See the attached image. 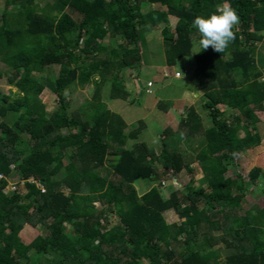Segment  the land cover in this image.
<instances>
[{
    "label": "trees",
    "instance_id": "1",
    "mask_svg": "<svg viewBox=\"0 0 264 264\" xmlns=\"http://www.w3.org/2000/svg\"><path fill=\"white\" fill-rule=\"evenodd\" d=\"M142 3L160 9L142 13ZM225 3L239 17L234 39L221 53L198 47L189 78L190 87L204 97L201 108L209 126L203 127L190 106L175 129L160 134L158 153L144 143L128 149L144 123L126 133L127 124L106 109L100 91L108 83L111 100L128 99L118 74L140 66L139 27L158 31L163 24L164 64L173 67L198 45L193 18ZM3 4L0 64L8 67L7 84L15 92L0 91V174L8 178L14 172L26 192L6 193L7 180H0V264L47 256V264H264V207H243L249 186L264 194V169L256 164L247 181L241 171L227 176L238 168L236 158L264 138L255 113L264 109V54L256 55L257 45L264 46V0ZM106 37L122 43L108 49L102 45ZM53 66L59 67L57 75ZM91 83L92 100L68 111L63 91ZM46 90L57 101L50 113L40 98ZM218 106L232 110V116L227 119ZM24 147L30 151L23 156ZM193 163L203 175L198 187L191 180L166 199L159 187L141 196L134 188L140 179L192 174ZM169 210L179 223H166L163 214ZM25 226L42 234L25 244L19 237ZM224 250L220 261L217 255Z\"/></svg>",
    "mask_w": 264,
    "mask_h": 264
},
{
    "label": "rangeland",
    "instance_id": "2",
    "mask_svg": "<svg viewBox=\"0 0 264 264\" xmlns=\"http://www.w3.org/2000/svg\"><path fill=\"white\" fill-rule=\"evenodd\" d=\"M54 0H36V3L39 8H43L46 4H52ZM4 0H0V25L2 24V13L4 11ZM132 4L135 3V0H130ZM223 6V5H222ZM221 7V6H220ZM142 13H145L149 10L160 9L157 5H150L146 3H142L141 5ZM9 10L14 11V7H10ZM73 17L77 16L73 14ZM170 29H173L175 24V19L170 18ZM163 27V24L159 25L158 31L153 29H148L147 27H139L138 30L142 32V41L139 45V50L141 53V61L140 66L137 69H128L125 68L119 71L118 78L121 83L125 87V91L128 93V99L125 100H111L110 95V87L109 84L103 85L100 96L101 102L105 105L106 109L109 111L116 113L121 116V118L127 124L126 133L130 131L132 128H135L140 122L144 123L143 129L140 132L136 141H129L127 144V148L131 149L135 144L144 143L150 149L155 150L157 153L161 147L160 142V134L163 133L165 129L173 130L175 129L182 117V114H186V108L189 105L188 100L184 94V89H190L189 78L191 76V71L195 68L194 55L198 51V45L192 48V55L190 58H185L179 60L175 66L162 68L164 54L162 48V39L160 36V29ZM122 41L119 38L110 39L105 38L102 41V45L106 48H117L118 44H121ZM256 55L264 54V46L262 44L257 45ZM54 70V74L57 75L59 71L58 66L52 67ZM162 68V69H161ZM164 69V70H163ZM0 71L3 73L2 78L0 79V91L4 94L12 95L15 92V89L7 84V73L9 72L8 67L4 64H0ZM264 74V69L262 70ZM179 73V77L181 80H176L175 74ZM152 81L153 87L149 88L148 93L146 90V84ZM187 87H184L182 91L179 89V86L182 84ZM139 84L142 87L143 93L140 94ZM93 85L92 83L85 86L84 88L73 86L70 89H65L63 91V96L69 102V110L73 111L80 107V105L84 103H89L92 100L93 95ZM189 91V90H188ZM198 97H190L191 104L195 108L198 115L204 121L203 127L206 128L209 126V120L207 118V113L201 108L204 97L202 93L198 92ZM192 96V95H191ZM42 102L46 106V111L48 113L52 112L54 108L57 106L56 96L49 92L48 90L44 91L40 96ZM190 106H188L189 108ZM187 108V109H188ZM221 112L226 114V118L232 116V110L225 109L222 106H218ZM186 110V111H185ZM256 115L260 120V131L264 134V109L256 110ZM64 133H66L64 131ZM240 135H242L240 133ZM25 141L30 143V141L25 137ZM200 140V139H199ZM202 140V139H201ZM203 142V140H202ZM196 143H193L192 147H195ZM200 145V144H199ZM28 147H24L21 149V154L24 156L29 153ZM238 168L230 169L227 172V176H232L235 171H241L242 175H244V179L247 181V173L249 170L254 167L256 164L261 165L264 169V138L262 139L259 146L254 149L245 151L241 153L236 158ZM64 162H67V158H64ZM193 169L192 174H188L185 171L174 175L173 173H167L166 177L162 180H157L153 182H149L147 180H137L134 184V188L139 196L143 195L147 190L151 187H159L161 194L164 199L168 198L169 193L174 190L180 191L188 184L189 181H194L193 187H198L203 182V175L196 163L191 165ZM158 170L161 171V167L158 166ZM11 181H7L10 183H16V190L20 193V195L25 194L24 183L19 180V178L11 173ZM6 193H12L8 188L5 189ZM237 194L234 196V201H237ZM243 207L244 209H248L253 205H257L259 207H264V194L261 192V187L249 186L247 194L243 199ZM97 209H100V205L98 203L95 204ZM166 223H179L181 220L173 213V211H167L163 214ZM110 226H114L117 224V219L114 215L109 217ZM42 230L38 227L32 228L30 226H25L23 230L20 232L19 237L23 243L29 244L31 239L34 236L42 234ZM226 255L225 250L221 251L219 255H217V259L220 261L224 260ZM45 259L51 260L50 256L42 258L35 262V260H30L28 262H24L23 264H47ZM140 264H147L145 261H142Z\"/></svg>",
    "mask_w": 264,
    "mask_h": 264
},
{
    "label": "clouds",
    "instance_id": "3",
    "mask_svg": "<svg viewBox=\"0 0 264 264\" xmlns=\"http://www.w3.org/2000/svg\"><path fill=\"white\" fill-rule=\"evenodd\" d=\"M238 23L236 10L227 3L206 15L195 16L192 27L200 35L198 47L205 50L211 46L213 51L223 52L234 39L233 29Z\"/></svg>",
    "mask_w": 264,
    "mask_h": 264
},
{
    "label": "crops",
    "instance_id": "4",
    "mask_svg": "<svg viewBox=\"0 0 264 264\" xmlns=\"http://www.w3.org/2000/svg\"><path fill=\"white\" fill-rule=\"evenodd\" d=\"M162 64H163V66H162V68H165V64H164V60H163V62H162ZM195 65V64H194ZM161 68V69H162ZM164 70V69H163ZM192 72V71H191ZM192 74V73H191ZM181 78V77H180ZM180 78H175L176 80H181ZM150 82H152V81H150ZM182 84V83H181ZM187 84H185V86L182 84L181 86H179V89L182 91V89H184V87H187L186 86ZM184 86V87H183ZM152 87H153V83H152ZM188 87H190V86H188ZM139 89H140V94L141 93H143V90H142V87L140 86V84H139ZM189 90V91H188ZM146 92L147 91H149V89H147V87H146V90H145ZM148 93V92H147ZM186 93V94H185ZM197 93L198 92H196V91H194L191 87H190V89H184V94L185 95H188V96H186L187 98H189L188 100H186V101H184V102H187L189 105L188 106H192L193 107V104H191L192 102H191V100H190V97H198L199 95H197ZM192 95V96H191ZM187 106V107H188ZM195 107V106H194ZM196 108V107H195ZM202 123H204V121H202ZM204 125V124H203ZM169 211H171V210H169ZM167 212V211H166Z\"/></svg>",
    "mask_w": 264,
    "mask_h": 264
},
{
    "label": "built area",
    "instance_id": "5",
    "mask_svg": "<svg viewBox=\"0 0 264 264\" xmlns=\"http://www.w3.org/2000/svg\"><path fill=\"white\" fill-rule=\"evenodd\" d=\"M175 77H179V73H176L175 74ZM146 87H147V89H149V88H151L152 87V83L151 82H148L147 84H146ZM148 92V91H147ZM10 170H12V167H10ZM10 178H12L11 177V175H10V177H8V178H6L3 174H0V180L1 179H6L7 181L9 180V181H11V179ZM15 185H16V183H10V182H8V186H7V188L9 187V189L12 191H16V187H15ZM37 186L39 187V188H41L38 184H37ZM43 192V191H42Z\"/></svg>",
    "mask_w": 264,
    "mask_h": 264
}]
</instances>
